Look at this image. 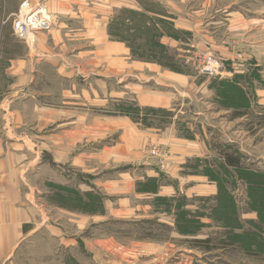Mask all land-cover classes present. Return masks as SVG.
Listing matches in <instances>:
<instances>
[{
	"label": "rangeland",
	"instance_id": "1",
	"mask_svg": "<svg viewBox=\"0 0 264 264\" xmlns=\"http://www.w3.org/2000/svg\"><path fill=\"white\" fill-rule=\"evenodd\" d=\"M28 1L27 6L21 5L12 15L10 23L0 25V32L5 33V36L0 35V48L7 52L10 50L13 60H18L25 53L24 45L33 44L35 34L39 32L33 33L27 40L15 36L13 23L16 13L45 4L52 19L50 28L46 30L54 25L47 0ZM115 5L108 22V36L110 42L118 44L104 43V87L99 82L97 85L94 78V92L86 106L79 100L76 104L65 106H74L78 123L82 126L84 122L87 125L92 123L94 149H99V144L104 141L112 143L111 139L118 140L121 130L116 127V118L127 120L131 129L126 133L124 143L132 149L124 153V158L153 161L160 173L167 169L171 158V147L164 140L163 132L166 133L175 120L179 135L198 139L203 147L209 149L208 157L200 159L205 165L203 171L210 172L209 176L217 187L214 195L216 205L208 218L215 223H228L236 211L237 231L207 230L200 233L196 212L190 211L189 216L192 217L187 218L180 216V211L188 202L194 210L198 204L205 206L206 210L209 203L204 200L207 199L202 198L201 201L189 197L187 201L178 190L179 194L174 199L159 201L166 214L156 216L149 213L151 215L135 222L113 220L106 227L104 223L101 227L102 222H93L82 234V237L89 238L90 246L94 245L93 250L80 239L78 248L70 252L81 261H87V264H104L106 253L97 242L114 239L121 243L127 254L130 249H136L139 260L130 263L126 258L124 264H167L171 259L174 261L170 264H180L182 260H179L180 257L175 259L176 253L186 247L187 240H190V245L200 235L209 240L236 241L238 249L251 256V264H264V0H119ZM120 10L124 12L120 13L122 29L119 33L125 40L117 39L109 31L110 23ZM128 10L159 19L163 32H170L167 30L170 27L168 23L173 24L178 31L176 36L165 34L161 38L167 58L172 60L164 57V61L147 60L133 54L126 39L144 34L136 30L141 24L128 20L131 15ZM133 25L134 28L131 27ZM139 43L141 40L136 41V44ZM135 50L143 51L137 47ZM93 58L94 63L96 59L99 63L100 57ZM83 61L88 63L85 58ZM48 90L56 92L57 88ZM150 92L169 95L172 106L166 109L146 105L145 102L153 101ZM49 106L51 109L52 106ZM25 109L22 107L20 111ZM33 111L27 109V114L32 115ZM38 112L39 109L35 116L37 123L41 121ZM84 113L92 114V117L84 119ZM54 119L47 120L50 121L48 127L53 126ZM107 129L111 133H107ZM221 149L239 155L243 167H227ZM190 163L197 165L199 160L190 159ZM139 166L144 169L143 164ZM76 177V181L72 180L66 189H60L62 196L60 200L55 199L56 203L66 210L100 212L104 207L100 195L92 192L91 195L77 193L73 196L75 190L68 189H79L84 178L92 187V175L78 174ZM139 184H142V190L150 188V185ZM68 191L71 193L65 194ZM243 214H250L253 218L241 220L240 215ZM155 242L162 247L152 252L156 248L153 246ZM160 253L165 255L159 257ZM236 256L239 257V254Z\"/></svg>",
	"mask_w": 264,
	"mask_h": 264
},
{
	"label": "crops",
	"instance_id": "2",
	"mask_svg": "<svg viewBox=\"0 0 264 264\" xmlns=\"http://www.w3.org/2000/svg\"><path fill=\"white\" fill-rule=\"evenodd\" d=\"M108 1L47 0L53 27L37 32L33 44L23 43L25 53L18 60H13L10 50L0 48V264H87L70 251L78 248L80 239L93 250L89 238L82 237L93 222H102L101 227L103 223L106 227L113 220L135 222L149 213L162 216L167 212L159 201L174 199L178 190L187 201L189 197L207 199L204 200L209 203L206 210L201 204L194 210L188 202L189 206L180 211V216L187 218L192 217L190 211L196 212L200 233L237 231L236 211L228 223H215L208 218L216 205L217 187L210 172L203 171L205 165L200 159L208 155L209 149L198 139L179 135L175 120L163 132L164 140L171 147V158L162 174L153 161L124 158V153L132 149L124 143L131 129L127 120L116 118V127L121 130L117 133L118 140L104 141L99 149H94L92 123L84 122L82 126L74 106H65L78 100L86 106L94 92V78L97 85L99 82L104 87V43L118 44L110 42L108 22L119 0ZM27 3L28 0H0V25L10 23L12 15ZM11 30L10 27V36ZM93 56L100 57L99 63L97 59L94 63ZM83 58L88 63L81 62ZM51 87L57 91H49ZM149 95L153 101L145 102L148 106L166 109L172 106V98L167 94L150 92ZM22 107L26 108L23 112ZM27 109L35 112L27 114ZM38 109L41 121L37 123ZM82 116L86 119L89 114ZM49 118H56L52 127L47 126ZM194 158L199 164H188ZM78 174L92 175V187L84 178L79 186L81 191L68 189L75 190L73 196L92 192L100 195L104 205L100 212L66 210L57 204L55 199L60 200L62 196L60 189L76 181ZM139 183L150 188L142 190ZM83 185L88 186L82 188ZM240 216L241 220L253 218L250 214ZM204 237L197 235L190 245L187 240L186 247L176 253L175 259L180 257V264L252 263L251 256L239 250L236 241ZM97 244L104 247V264H124L126 258L130 263L139 260L135 247L127 254L114 239H100ZM153 246L156 248L152 252L162 247L156 242ZM164 255L160 253L159 257Z\"/></svg>",
	"mask_w": 264,
	"mask_h": 264
},
{
	"label": "trees",
	"instance_id": "3",
	"mask_svg": "<svg viewBox=\"0 0 264 264\" xmlns=\"http://www.w3.org/2000/svg\"><path fill=\"white\" fill-rule=\"evenodd\" d=\"M119 12V13H118ZM114 17V20L110 23L109 31L112 35H114L117 39H124V36H121L119 31L122 29L120 25L122 22L119 19L122 18L120 15L123 10L118 11ZM131 14L128 20L135 21L137 24H141L136 30H140L141 34L144 35H132L131 39L128 40L130 47L132 48V52L136 57H140L147 60H155V61H164V58L171 59V57L167 58L166 47L161 43V38L166 34L168 36L174 37L176 36L178 31H176L173 27L172 23H168L170 27H167V30L170 32H163L162 27H160L159 19H152L150 17H145L143 14H140L137 11L128 10ZM139 19V20H138ZM141 22V23H138ZM132 22L131 24H133ZM135 25L131 26L134 28ZM140 28V29H139ZM143 29V32L142 30ZM130 40V41H129ZM141 40V43L136 44V41ZM135 47L138 49H142L143 51H136ZM161 55V56H159ZM164 57V58H163ZM221 155L225 160V164L227 166L233 167L235 169H241L243 167L241 157L236 153H230L227 150L221 149ZM264 244V242H262Z\"/></svg>",
	"mask_w": 264,
	"mask_h": 264
},
{
	"label": "built area",
	"instance_id": "4",
	"mask_svg": "<svg viewBox=\"0 0 264 264\" xmlns=\"http://www.w3.org/2000/svg\"><path fill=\"white\" fill-rule=\"evenodd\" d=\"M46 9L44 4L34 9L22 11L20 14L16 13V19L13 23L14 35L27 40L33 33L50 28L52 19Z\"/></svg>",
	"mask_w": 264,
	"mask_h": 264
}]
</instances>
